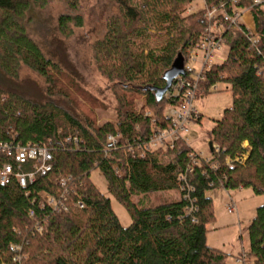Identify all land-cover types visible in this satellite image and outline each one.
I'll use <instances>...</instances> for the list:
<instances>
[{
    "label": "trees",
    "instance_id": "trees-1",
    "mask_svg": "<svg viewBox=\"0 0 264 264\" xmlns=\"http://www.w3.org/2000/svg\"><path fill=\"white\" fill-rule=\"evenodd\" d=\"M49 1L0 0V75L14 77L26 65L45 79L47 96L55 91L53 72L59 67L31 38L26 22L33 8ZM64 1L76 12L79 0ZM109 1L119 5L121 14L95 51L98 69L116 90L115 122L98 124L51 98L30 101L0 85V141H11V126L15 144L47 146L53 157L51 171L25 188L14 181L0 184V264H237L234 256L206 243L207 226L214 218L212 198L206 193L218 187H249L255 195H264V3L238 0L237 7L248 8L255 33L249 35L242 22L225 23L220 35L228 53L220 63H212L197 84V95L213 91L218 82L232 94L231 107L209 132V141L219 147L209 152L214 169L203 160L193 164L183 142L143 154L130 151L153 130L167 127L166 100L157 101L152 88L163 87L162 75L176 55L185 57L199 42L203 9L193 10L192 0ZM203 1L208 6L225 3L224 9L231 12L228 0ZM71 24L81 26V16H58L62 34L70 33ZM148 28L155 31L154 37L147 34ZM152 38L158 42L152 43ZM132 93L144 96L139 110ZM145 109L153 111V117ZM108 135H119L115 147H109ZM71 136L79 139L78 146L65 143ZM95 169L104 177L108 193L126 208L127 226L91 180ZM186 169L190 201L183 197L179 181ZM69 177L68 212L42 207L40 192L57 196L62 190L57 181ZM171 190L178 191V199L154 205L132 200ZM77 200L82 208L73 206ZM190 203L196 208L192 214L186 211ZM247 237V258L252 260L239 264H264V204L256 208Z\"/></svg>",
    "mask_w": 264,
    "mask_h": 264
},
{
    "label": "rangeland",
    "instance_id": "rangeland-1",
    "mask_svg": "<svg viewBox=\"0 0 264 264\" xmlns=\"http://www.w3.org/2000/svg\"><path fill=\"white\" fill-rule=\"evenodd\" d=\"M190 7L198 10L203 7V2L192 0ZM66 13L80 15L82 18V25L77 27L71 24V31L67 35L62 34L57 26L58 16ZM120 14L119 5L109 0H79L76 12H73L64 0H51L43 8H33L27 15L26 28L43 54L59 67V71L53 72L56 79L55 91L47 96L45 79L26 65H21L14 77L0 75V85L6 90L18 92L30 101L39 102L51 98L73 109L78 115L94 119L98 124L115 122L116 90H113L112 83L98 69L95 47L98 41H103L113 23L112 20ZM182 14L185 15L186 10H183ZM244 16L245 14L241 18L242 22ZM147 34L154 37L155 31L148 28ZM150 41L158 42V38H152ZM144 48L143 56L148 61V48ZM227 53L228 47L222 44L221 48L213 53L211 62L220 63ZM197 58H201V53H198ZM196 70H200V65L196 66ZM130 96L134 107L139 110L144 104V96L135 93ZM231 104L232 94L224 82H218L216 88L209 93L197 95L193 105L201 116L199 121L189 125L188 145L192 151L203 156L210 155L209 132L215 120H218L223 110L231 107ZM145 111L153 117V111ZM164 111L168 112L167 109ZM90 178L98 190L109 197L111 208L120 223L127 226L130 223L129 214L126 208L108 193L105 179L99 169L93 170ZM206 194L212 198L214 216L212 223L207 226L206 243L230 257L234 256L233 263L244 259L243 253H249L247 227L255 215L256 208L264 204V195H255L249 187H218L208 190ZM178 197V191L171 190L132 196V200H140L144 205H154ZM230 200L235 207L233 213L227 211V206L231 205ZM245 260L251 261L252 258Z\"/></svg>",
    "mask_w": 264,
    "mask_h": 264
},
{
    "label": "built area",
    "instance_id": "built-area-1",
    "mask_svg": "<svg viewBox=\"0 0 264 264\" xmlns=\"http://www.w3.org/2000/svg\"><path fill=\"white\" fill-rule=\"evenodd\" d=\"M202 2L205 19L202 35L196 46L189 47L186 50V55L183 57L184 73L172 80L170 87L162 97L166 100L165 109L168 112L164 111V115L168 120V125L165 128L153 130L145 140H140L135 147H130V151H137L143 154L145 150L170 149L174 146V143L183 142L190 149V157L193 164H199L203 160L205 163H209L211 168L215 169L216 164L212 162L210 155L203 156L197 154L188 145L189 125L192 122L200 120L201 116L200 112L193 105V101L197 97L196 88L198 82L202 79L203 73L212 64L211 58L213 53L224 44L223 38L220 35V32L224 28L223 25L225 23L230 25L242 22L241 18L243 14L249 12V10L245 7H237L238 0H228L231 6L230 13H227L224 9L225 3H219L218 6H208L203 0ZM261 3H264V0H252V5ZM187 11H191V8H188ZM248 30L249 35L255 33L254 29L248 28ZM198 53H201L200 59L197 58ZM197 65H200L199 71L196 70ZM213 88L215 89L216 85ZM146 115L150 117L149 113H146ZM7 133L11 141H0L1 185H7L14 181L20 187L25 188L28 184L33 183L37 176H44L51 171L53 157L49 147L32 146L29 144L18 145L14 143L15 134L11 126L7 128ZM78 140L76 136H71L65 139V143H73L76 147L79 144ZM107 141L109 147H115L119 141V135H108ZM213 150L218 151L219 147L216 144H212V149H209V151ZM236 160H239V158ZM225 164L230 165L228 158L225 159ZM188 171L190 169H186L184 173L180 174L179 181L181 190H184L183 197L190 201L191 185L186 177ZM67 180H70V177L57 181L62 188L57 196H52L45 191L40 192V205L42 207L48 205L53 211L68 212L69 208L66 205L68 193L66 187ZM230 201L231 205L227 206V211L233 213L235 207L232 204V200ZM73 206L82 208L83 203L81 200H77L73 203ZM195 210V206L190 203L186 211L188 214H192ZM30 214H32V211H30ZM191 220L194 222L195 218L192 217ZM246 254L243 253L245 258H247ZM245 258H242V260H245ZM18 259L14 258V260ZM242 260L239 259L235 263L239 264Z\"/></svg>",
    "mask_w": 264,
    "mask_h": 264
},
{
    "label": "water",
    "instance_id": "water-1",
    "mask_svg": "<svg viewBox=\"0 0 264 264\" xmlns=\"http://www.w3.org/2000/svg\"><path fill=\"white\" fill-rule=\"evenodd\" d=\"M183 56L181 53H178L176 55V57L174 58V60L171 63V66L168 70H166L163 75L162 78L165 82L163 87H153V91L155 93V98L157 101L161 100L164 93L168 90V88L170 87L172 80L174 78H176L178 75H182L184 73L183 71ZM208 147L211 150L212 149V143L211 141H208Z\"/></svg>",
    "mask_w": 264,
    "mask_h": 264
},
{
    "label": "crops",
    "instance_id": "crops-1",
    "mask_svg": "<svg viewBox=\"0 0 264 264\" xmlns=\"http://www.w3.org/2000/svg\"><path fill=\"white\" fill-rule=\"evenodd\" d=\"M245 14V16H244V24L245 23H248L247 25H246V27H248V28H250V29H254V22H253V19H252V16H251V14L249 13V12H246V13H244ZM245 253V252H244Z\"/></svg>",
    "mask_w": 264,
    "mask_h": 264
}]
</instances>
